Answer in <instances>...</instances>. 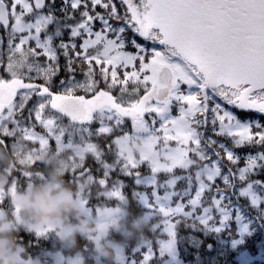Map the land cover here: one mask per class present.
Instances as JSON below:
<instances>
[{"label": "snow or ice", "instance_id": "snow-or-ice-1", "mask_svg": "<svg viewBox=\"0 0 264 264\" xmlns=\"http://www.w3.org/2000/svg\"><path fill=\"white\" fill-rule=\"evenodd\" d=\"M3 32L0 150L19 152L29 186L44 179L46 155L75 146L81 155L69 167L71 183L98 222L89 240L107 236L105 218L133 213L121 176L150 189L132 198L152 238L117 246L119 264H217L212 254L226 251L236 254L233 264H252L248 238L257 221L264 229V151L241 157L233 149L264 148V124L226 105L264 114V0H60L58 10L57 0H0ZM61 55L69 75L54 90ZM242 158L244 166H227ZM17 185L12 174L0 190L12 215L18 210L9 193ZM113 199L116 206H107ZM28 234L37 244L55 240L52 228ZM209 237L215 244L205 243ZM88 250L86 242L83 253L59 264H87Z\"/></svg>", "mask_w": 264, "mask_h": 264}, {"label": "clouds", "instance_id": "clouds-1", "mask_svg": "<svg viewBox=\"0 0 264 264\" xmlns=\"http://www.w3.org/2000/svg\"><path fill=\"white\" fill-rule=\"evenodd\" d=\"M74 154L81 155V150L76 148ZM3 150H0L2 155ZM20 156L7 159L3 168H0V190L10 184L11 172ZM70 161L52 171L43 174L44 179H35L25 187L17 185L12 197L13 206L18 210L16 215L0 209V264H59L83 253L81 241L89 245L86 255L91 257L87 264H119L117 246L127 247L131 242L145 236L149 228V221L143 216L132 222L131 228L125 227L122 217L105 218L107 236L111 233H122V239L101 238L99 242L89 240L98 233V222L94 216L86 215L83 205L77 197L72 183L65 179L68 175L67 166ZM49 228L55 231L56 250L52 255L45 257L43 252L37 256L30 255L27 247L21 242L20 233H36ZM59 253V257L56 253Z\"/></svg>", "mask_w": 264, "mask_h": 264}, {"label": "trees", "instance_id": "trees-1", "mask_svg": "<svg viewBox=\"0 0 264 264\" xmlns=\"http://www.w3.org/2000/svg\"><path fill=\"white\" fill-rule=\"evenodd\" d=\"M117 3H119L118 0H117ZM59 7H60V0H57V10L59 9ZM114 23H116V22H114ZM97 28H99L98 24H97ZM0 36L4 37L6 39L7 33L6 32L0 33ZM64 39H65V41H67V39H68L67 32L65 33ZM56 43H59V40H57ZM148 43H150V42H148ZM128 50H132V49L129 48ZM0 56H2L4 58V60L6 61V59H7V47H6V44L5 45H0ZM65 64H66V61H65L64 57L61 55V57H60V65H61V68L63 70L59 73V75L57 77L53 78L54 81H55L54 90H61L59 88V81L62 80V79H66L68 77V75H69L67 73L66 69H65ZM121 71H123V70H121ZM75 72H76V79L80 80V81H83L84 80V76H83L81 68L79 66L76 67ZM5 78H8V77H5ZM77 94H79V95H87L89 97L91 95V94H86V93H84L82 91L78 92ZM217 99H218V101L220 103L223 104V102H221L218 97H217ZM29 107H31V103L29 104ZM232 110L234 111V113H236V115H239V113H244L243 120L248 119V118H255L260 123L264 124V114H259V113H256V112L252 111V110H241V109H237V108H234V107L232 108ZM176 113H177V111L174 114H176ZM239 118H241V117L239 116ZM146 119H148L149 122H151L150 119H152V116L147 115ZM128 121L129 120L126 121V124L124 126V131L125 132H131L132 131L131 123H128ZM93 127H96V125L94 124ZM37 130H39V129H37ZM253 130L255 131V129H253ZM119 134H121V133H117V135H119ZM206 134L207 135H212V133L210 131H208ZM217 139L220 140L221 142L228 143V146L231 147L230 142L224 141L223 138H217ZM9 143H11V140L9 141ZM100 143H104V142L100 141ZM173 144H174V142H173ZM76 148L77 147L73 146V148L71 150L62 149L60 152H52V153L46 155L43 158L45 166H41V167H44L43 174H45V175L50 174L52 171L56 170L58 167L64 165L66 160L70 161L72 163L73 160L76 157H79V155H76L73 152V150L76 149ZM233 150L238 155H241V157H243L245 154H247L249 152L254 154L257 151H264V148H261V147L257 146L255 148L245 147V148H238V149H233ZM222 155H223V153H222ZM13 156H20L21 157L19 152L13 153L12 150H10V149H4L2 155H0V168H3L4 164L7 162V159L9 157H13ZM109 159H111V157H109ZM20 161L21 160L17 161V163L15 164L14 169L11 172V175L13 174V176L18 179V185L20 187H25L27 185V178H24L22 176V171L23 170L18 168ZM225 163H227V162L225 161ZM87 164L89 166H94L95 165V161L91 158V156H89L87 158ZM227 166L228 167H242V166H244V159L242 158L241 161L239 162V164L236 165V166H232V165H227ZM69 167L70 166H67V170H69ZM16 169H17V171H15ZM36 170H39V169H36ZM141 171L144 174L148 173V169L146 167L142 168ZM115 178L116 177H114V179ZM162 178H163V174H161V179ZM256 178H259V176H257ZM120 179L124 180V182L126 184V187L123 189V191L129 198L130 205L128 207L133 212V213H131L130 211H127L126 214L123 216V219H124V222H125V227L126 228H131L132 227V222L135 221L138 217L141 216V215H138V214H140L141 209L137 205L136 201L132 198V192L134 190L135 191H149L150 192V189H146L143 186L134 185L133 180L130 179V178L121 176ZM66 180L71 182V173H68V175H66ZM217 183L220 185L221 188L224 187L222 182L217 181ZM74 190H76V189L74 188ZM92 197H93V199H92L91 203H92L93 206H95L97 203L100 202V201H97L95 199V197H96L95 190H93V192H92ZM234 202H235V198H234ZM105 203L109 207H115L116 204H117V201L115 199H113L111 201H106ZM239 203L242 204V205H246V201L244 199H241L239 201ZM8 204H10V199H7L6 203L3 204V205H0V207H4L5 210L7 211ZM246 211L248 212L249 215H251L253 217L256 216V212L251 210V209H248L247 207H246ZM152 222L154 223L156 221L154 220ZM258 225H259V221L256 222V225H254L257 228L255 234L252 237L248 238V242H247V245H246V248H247L248 252L250 253V255L252 257V264H264V247H261V245L264 244V229H260L258 227ZM235 232H236V226H235V224H233L232 225V234L235 235ZM180 234L182 236H186V235H188V231L186 229L181 228ZM145 236H147L148 238L151 239L152 238V233L149 230H146ZM225 236H227V233H225ZM20 237L22 238L23 243H24L25 246H27L29 241H32L33 246L32 247H27V249H28L30 255H32L34 257L39 255V254H41L42 252L46 253V252H51V251H55L56 250V246H54L55 245V240L53 241L52 239H48V240L40 239L39 243L37 244L36 241L33 239V235H30V234L25 233V232H21L20 233ZM105 238L106 239L115 238L117 240H120V239H122V233L114 231L113 233H111L110 236L105 237ZM85 243H86L85 241H81L82 245H84ZM134 243H135V241L131 242L129 244V247L134 246ZM205 243L206 244L207 243L215 244V241L211 237H209L208 239L205 240ZM126 254H128L127 251H126ZM181 255H182V258H184V259H186L188 261H191L192 258H193L192 255H185L183 250L181 252ZM235 255L236 254L234 252H230V251H226L224 254H221L219 256H217V254L215 252L212 254V256L217 259V264H233V261L235 259ZM203 259L207 260L208 256L206 254L203 255ZM88 262H91V257L90 256L88 257Z\"/></svg>", "mask_w": 264, "mask_h": 264}, {"label": "rangeland", "instance_id": "rangeland-1", "mask_svg": "<svg viewBox=\"0 0 264 264\" xmlns=\"http://www.w3.org/2000/svg\"><path fill=\"white\" fill-rule=\"evenodd\" d=\"M118 2H119V0H118ZM122 10H123V9H121V11H122ZM129 35H131V33H129ZM138 39H142V38H138ZM129 51H131V50H129ZM182 87H183V90H184V91H187V87H186V86H182ZM89 98H90V97H89ZM216 100H217V102H219L217 98H216ZM221 102H223V101H221ZM229 106H230V105H229ZM229 106L226 105V107H227L229 110L233 111V110H232L233 107L230 106V107H231V108H230ZM175 112H176V108L174 107V108H173V114H174ZM233 112H234V111H233ZM176 114H177V113H176ZM234 114H236V113H234ZM241 114H242V115H241ZM243 115H244V113H239V115H237V116H238V118H239V116H240L241 119L243 120ZM150 116H151V115H150ZM150 120H151V119H150ZM128 123H131V121L129 120Z\"/></svg>", "mask_w": 264, "mask_h": 264}]
</instances>
